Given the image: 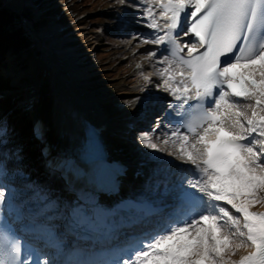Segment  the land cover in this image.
I'll list each match as a JSON object with an SVG mask.
<instances>
[{"label": "snow or ice", "instance_id": "6c2138e0", "mask_svg": "<svg viewBox=\"0 0 264 264\" xmlns=\"http://www.w3.org/2000/svg\"><path fill=\"white\" fill-rule=\"evenodd\" d=\"M142 3L152 30L144 43L167 51L154 73L162 82L157 86L180 117L163 143L192 166L187 185L194 191L177 188V213L153 233L125 249L78 253L72 264H264V211L253 210L264 205V0ZM179 33L192 43H182ZM140 140L165 150L148 133ZM5 195L0 189V205ZM22 248L0 225V264H28ZM240 249L249 251L234 259Z\"/></svg>", "mask_w": 264, "mask_h": 264}, {"label": "rangeland", "instance_id": "374dc122", "mask_svg": "<svg viewBox=\"0 0 264 264\" xmlns=\"http://www.w3.org/2000/svg\"><path fill=\"white\" fill-rule=\"evenodd\" d=\"M34 1L33 3L30 0L29 3L32 4L29 6L24 3H22L23 5H15L8 0H0L2 5H7L19 13H16L18 14L16 17L17 21L13 22L12 25L13 27L20 26L29 37L26 47L16 53L8 51L3 58H0V77H10L11 84L10 88H5L7 90L5 98L3 100L0 99V117L2 119L0 121V182L11 183L12 181L15 182V186L20 188L21 191H24V189L31 190L29 195L25 192H19L21 195L17 194L16 197L21 201L30 203L31 208L39 209L38 211L40 212L42 211L40 209L45 210L48 206L45 199L55 200L54 194L49 190H41L33 184L35 182V175L33 176V174L36 173L35 168L39 166V162H37L34 145L27 141L30 118L27 115V109L23 106L24 104L20 105L18 103L20 100H18L16 102L18 105H16L15 101H13L14 95H16V98H20L24 90L23 85L29 79L28 76L21 75L15 80L14 76L5 72L9 66L15 71H18L19 68L22 70L28 68L27 54L31 47L35 48L30 29H36L38 23L50 17L46 9L54 5L58 0L51 1L48 3L49 5L47 4V0ZM59 1L60 10H58L56 15L58 13L65 15V12H67L66 5H73L74 2L79 3V0ZM124 1L126 3L120 7L113 8L114 2L121 3ZM133 1L136 2L137 0H91L90 5L81 6L78 4L76 10H74L75 12L68 10V13H71V15L65 17L69 21H74L81 16L76 21V25L71 29L73 31L72 38L75 40L68 47H72L75 52L73 55L75 62H79L83 71L85 70L84 73L82 72V80L86 85L87 92L97 100L96 103L103 110L106 117L116 126L119 120L133 115V107L138 104L137 100L134 101L133 99L134 94L128 93L138 89L137 82H129V77L126 76L125 71L128 70L130 73L140 71L143 72V75L148 76L154 75L159 66L154 59H146L148 53L153 51V48L148 47L147 44H150V42L144 43L146 38L141 39L138 34H141L143 31L147 32V30L138 24L137 26L139 27H136L137 32H135L136 29L132 28L133 21L135 24L138 22L143 23V20L140 18L143 12L134 11L137 8V4ZM61 9L63 10L61 11ZM124 10L130 11L125 12ZM18 22L21 23L19 24ZM26 22H28V25ZM86 39H89L88 42L83 43ZM77 51H82V53L86 51L88 57L82 60V55H79ZM135 51H138V54L131 56ZM94 54H96V57ZM145 59L147 67H143L142 62ZM92 64L95 65L91 68ZM137 65H140V67H137ZM124 66H127L126 69L121 70ZM89 74H93L90 79L87 78ZM139 80L143 81L144 79L140 76ZM161 83L159 78L157 85ZM157 85L154 88H159ZM109 99L112 101H108ZM115 99H119L116 107L113 109L107 108L109 103H112ZM145 129L143 132L150 135L152 142L158 144L160 148L165 149L164 151L152 149L147 152L150 156L155 152L165 155L176 151L175 146L163 143L165 133L169 132L165 128L164 123L163 127L158 126L157 122L148 123ZM136 131L133 130L131 132L128 149L132 146L138 147L141 143L139 140L141 136L137 135ZM117 144L120 145V142ZM38 196H44V199L39 200Z\"/></svg>", "mask_w": 264, "mask_h": 264}, {"label": "bare ground", "instance_id": "6f19581e", "mask_svg": "<svg viewBox=\"0 0 264 264\" xmlns=\"http://www.w3.org/2000/svg\"><path fill=\"white\" fill-rule=\"evenodd\" d=\"M8 1L14 3L15 5H20L23 3L22 0ZM124 3L126 2H114L113 8L120 7ZM26 24L28 25V22H26ZM39 31L40 30L37 31L34 28L30 29V34L32 36V40L35 43V48L31 47L29 53L27 52L29 65L28 68L26 70H22L19 68L18 71H15L9 66V68L5 72L10 73L12 76H14L15 80L18 79L21 75L28 76L29 80H26L25 84L23 85L24 91L28 88H32L33 93L37 99L35 103H32L28 106L29 114L34 115L35 113H39L41 115L42 121L48 127L47 133L49 138L53 141H59L62 144L75 142L80 136V131L76 124L77 117L74 116V114L71 115L70 112L73 113V109H75L76 113L78 112V110L82 111L89 106H93L97 112L92 114L93 118H97V116L103 117V112L96 103L97 100L87 92L86 85L82 80V75L85 70L83 71L82 66L76 65V62L73 58L75 52L72 47L69 48L68 46H65L61 41L62 38H50L49 35L51 32L47 33V31L44 30V32L47 33L45 34V36L39 34ZM126 36L128 35L126 34ZM88 40L89 39L84 40L83 43L88 42ZM8 51L10 52V49H7L5 53H7ZM86 51L81 54L82 60L85 57H88V55H86ZM137 54L138 51H135L131 54V56H136ZM146 59L152 60V58H149L148 56L146 57ZM146 59L143 62L141 61L144 65L143 67H147V64L145 63ZM149 76L151 77L150 82H145L143 80L142 84L137 87V90L128 92L134 94L133 99L134 101L137 100L138 103L135 107H133V109H136V112L134 114V117L136 116V119L139 118V111L142 110V107H138L140 105L139 103L141 102V97L143 98V95L145 93H148L146 88L153 89L152 91H150L152 93H149L150 99L148 100V102L152 103L154 101V103H156V108H158L162 102L165 103V100H156V96H159L162 99H166V96H170L169 93L164 89L161 90L154 88V86H156L157 82L159 81L158 76ZM36 84H38V86H35ZM156 93L159 94L155 95ZM13 99L15 103L17 100H19V98H16V95L13 96ZM21 103L27 105L25 99L21 100L19 104L21 105ZM111 123L113 124L112 121L110 122V124ZM159 124H162L161 121H159ZM110 144L113 145L114 140H110ZM133 156L134 154H132L131 156L129 155L127 157L128 160H131ZM132 160L134 161V158ZM152 166L154 167L155 165ZM167 187L170 186L168 185L166 186V188ZM16 190L19 191L18 188ZM59 198H61V196H57L55 200H58ZM242 250L243 249H240L238 253H240Z\"/></svg>", "mask_w": 264, "mask_h": 264}, {"label": "trees", "instance_id": "16d2710c", "mask_svg": "<svg viewBox=\"0 0 264 264\" xmlns=\"http://www.w3.org/2000/svg\"><path fill=\"white\" fill-rule=\"evenodd\" d=\"M78 4L81 6L90 5L91 0H79V3L74 2L73 5L68 4V10L75 12L74 10H76ZM10 14V9L0 5V58L4 57L7 49L17 51L26 42L25 35L18 28L13 27ZM70 14L67 11L66 15ZM124 69L126 67H122V70ZM0 86H9V78L0 77Z\"/></svg>", "mask_w": 264, "mask_h": 264}]
</instances>
